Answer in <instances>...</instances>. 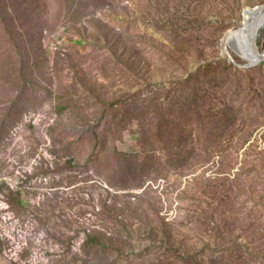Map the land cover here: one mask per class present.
<instances>
[{
	"label": "rangeland",
	"instance_id": "obj_1",
	"mask_svg": "<svg viewBox=\"0 0 264 264\" xmlns=\"http://www.w3.org/2000/svg\"><path fill=\"white\" fill-rule=\"evenodd\" d=\"M260 4L0 0V264H264Z\"/></svg>",
	"mask_w": 264,
	"mask_h": 264
},
{
	"label": "trees",
	"instance_id": "obj_2",
	"mask_svg": "<svg viewBox=\"0 0 264 264\" xmlns=\"http://www.w3.org/2000/svg\"><path fill=\"white\" fill-rule=\"evenodd\" d=\"M264 64V62L260 63ZM153 97H148L147 99H151ZM146 100V99H145ZM130 105L127 104V107ZM160 107V106H158ZM95 138V132H94V137ZM177 155L181 157L180 150H177ZM130 156V155H129ZM127 160V158H125ZM17 196L14 198V203L17 205H22V199L19 198V192H15ZM119 227H120V232H124V235L126 239L129 237H132V234H130L131 230H128L129 228L126 227L122 221H119ZM115 243H112V238H108L106 234H103V232L99 230H89V231H83V237L81 244L79 246V254L76 255L75 261H82L85 262L86 260L89 259L90 256H96L99 252H111V253H116V255H123L121 253V249L116 247ZM150 249V248H148ZM82 254V255H81ZM92 258V257H91Z\"/></svg>",
	"mask_w": 264,
	"mask_h": 264
},
{
	"label": "bare ground",
	"instance_id": "obj_3",
	"mask_svg": "<svg viewBox=\"0 0 264 264\" xmlns=\"http://www.w3.org/2000/svg\"><path fill=\"white\" fill-rule=\"evenodd\" d=\"M264 18V10L257 12V10H246L244 11V23H243V27L239 28L237 30L234 31H230L229 37L227 39L224 40L223 44L225 43V47H224V53L225 51H227V46L229 45V43L233 40V38L239 34L240 35V39L245 47V49L247 50V53L249 55V59L252 60V62H247L248 65H252L255 64L257 59H258V54L259 52H255L250 48V41L252 38V34L254 29L256 28V23L258 22H262V19ZM259 29V28H258ZM235 44V42H233ZM238 49V48H237ZM239 51V50H238ZM262 53V52H260ZM245 60V59H244Z\"/></svg>",
	"mask_w": 264,
	"mask_h": 264
},
{
	"label": "water",
	"instance_id": "obj_4",
	"mask_svg": "<svg viewBox=\"0 0 264 264\" xmlns=\"http://www.w3.org/2000/svg\"><path fill=\"white\" fill-rule=\"evenodd\" d=\"M246 10H247V9L245 8L244 11H246ZM253 10H257V12H259V10H260V11H263V10H264V4H260V5L254 6V7H253ZM260 26H262V22H258V23H256V28H255L254 31H253L252 38H251V41H250V48H251L253 51H255V52H257L258 50H257V48H256V46H255V44H254V36H255V34H256V31L258 30V28H259ZM262 51H263L262 53H259V54H258V59H257V61H256L255 64H257V63H259V62H264V49H263ZM233 64L236 65L234 62H233ZM255 64H252V65H250V66H254Z\"/></svg>",
	"mask_w": 264,
	"mask_h": 264
}]
</instances>
